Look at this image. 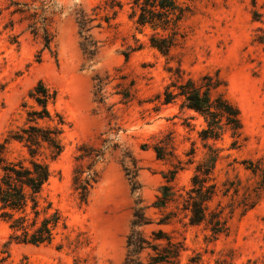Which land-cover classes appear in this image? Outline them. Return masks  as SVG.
I'll use <instances>...</instances> for the list:
<instances>
[{"label": "rangeland", "instance_id": "obj_1", "mask_svg": "<svg viewBox=\"0 0 264 264\" xmlns=\"http://www.w3.org/2000/svg\"><path fill=\"white\" fill-rule=\"evenodd\" d=\"M9 1L0 0V142L25 125L33 106L30 92L39 81L56 91L49 107L66 125L63 151L50 164L43 191L61 217L54 238L41 245L7 243L10 230L0 219V264H121L136 197L149 206L165 183L178 200H169L163 210L149 206L146 213L156 222L171 212L170 223H153L144 231L161 227L183 239L181 264L191 257L194 264H264V192H257L258 176L243 162L264 167V0H192L170 58L150 46V29L136 26L122 0L115 16L99 20L92 30L100 45L92 60L79 47L75 14L79 8L92 13L98 5L97 18L111 16L105 0H54L50 49L19 15H10ZM169 66H179L183 79L218 76L224 83L218 91L240 111L238 134L226 129L221 139L209 141L220 148L213 172L216 192L208 203L223 225L215 237L210 217L188 225L178 209V194L188 189L194 164L205 152L197 133L204 123L195 112L180 109L179 98L163 103L165 88L178 80ZM82 144L104 152L86 202L72 186L74 157ZM23 154L16 141L4 151L8 160ZM176 167L166 182L163 173L170 176Z\"/></svg>", "mask_w": 264, "mask_h": 264}, {"label": "trees", "instance_id": "obj_2", "mask_svg": "<svg viewBox=\"0 0 264 264\" xmlns=\"http://www.w3.org/2000/svg\"><path fill=\"white\" fill-rule=\"evenodd\" d=\"M53 1L10 0L6 5L10 15H19L20 20L26 22L29 32L34 37H39L47 49H50L54 37L49 15ZM124 1L131 9L130 16L134 18L136 26L150 29V46L170 58L172 49L183 37L181 26L192 12V0ZM122 6V0H105L104 9L111 11L112 15L105 14L99 18L97 13H94L99 8L98 5L91 9L92 13L83 8L76 11L79 47L85 59L92 60L100 48L92 30L101 25L99 20L109 22ZM95 20L98 21L94 23ZM168 71L176 75L178 80L165 88L163 103L179 98V108L195 112L204 123L197 133L203 141L205 152L194 164L188 189L184 190L183 194H178L181 205L178 209L184 212L188 225L200 224L210 217V229L215 237L222 231L223 225L218 214L208 211V203L216 192L213 172L220 148L209 141L221 139L226 129L238 134L241 129L240 111L218 91L220 85L224 84L218 76L206 74L197 80L183 79L179 66H169ZM171 86L174 89H170ZM30 97L33 106L27 111L25 125L17 130H10L0 142V219L8 224L10 230L7 243L41 245L53 240L55 229L61 220L59 212L52 207V202L43 191L51 176L50 164L64 148L62 134L66 121L60 112L52 111L49 107L55 102V90L39 81L31 90ZM11 141L21 144L24 149L22 157L12 160L5 158L4 151ZM155 150L157 156L161 157L158 147H155ZM193 152L192 149L191 154ZM103 155L104 152L93 145L82 144L78 148L74 157L72 186L81 202H86L89 190L98 179L95 165ZM243 162L248 164L247 169L258 176L257 192H264V167L259 161ZM177 169L179 168L170 171V176L163 173L166 182L174 178ZM136 171L134 165V172L129 177L133 193L137 189ZM174 195L172 187L165 183L149 206L163 210L169 200H178ZM149 206L142 204V200L136 197L121 264H181L182 252L186 250L183 239L174 237L161 227L151 229L149 234L144 231L145 227L153 223L169 224L172 213L169 212L154 222L146 213ZM252 206L253 203L248 207ZM196 262L194 257H191L186 264Z\"/></svg>", "mask_w": 264, "mask_h": 264}]
</instances>
